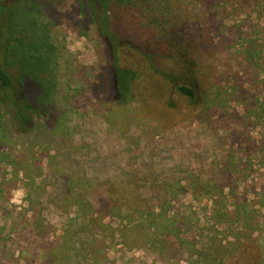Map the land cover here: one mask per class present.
I'll list each match as a JSON object with an SVG mask.
<instances>
[{
  "label": "rangeland",
  "instance_id": "rangeland-1",
  "mask_svg": "<svg viewBox=\"0 0 264 264\" xmlns=\"http://www.w3.org/2000/svg\"><path fill=\"white\" fill-rule=\"evenodd\" d=\"M45 1L57 100L35 141L0 138V264H264V0H170L173 43L153 12L136 19L169 77L195 75L194 105L127 48L141 81L117 104L82 2Z\"/></svg>",
  "mask_w": 264,
  "mask_h": 264
},
{
  "label": "trees",
  "instance_id": "trees-1",
  "mask_svg": "<svg viewBox=\"0 0 264 264\" xmlns=\"http://www.w3.org/2000/svg\"><path fill=\"white\" fill-rule=\"evenodd\" d=\"M80 1L84 7L83 17L94 26L100 42L107 45L111 76L105 78L104 89L111 93V98L116 100L117 104L124 103L130 95H134L133 88L141 81L142 72L119 65L118 52L125 48L134 51L144 60L147 67L143 72L144 75L151 76L152 73L154 77L167 80L171 84L173 93L179 98L186 99L189 104L194 105L201 101L200 84L194 74L188 75L183 71L182 76L169 77L170 74L157 64L159 61L156 57L160 56L157 50L150 47L145 40L141 44L136 41L139 37L137 32L133 31V26L137 22L136 19L143 18L146 10L156 15L150 23L161 27L166 42L173 43L181 35L183 37L182 30L166 17L173 12L170 0ZM46 6H51V3L45 0H0V138L2 139L35 141L33 138L48 129L53 119L52 113L57 100L54 69L57 65L58 49L52 39L50 26L43 16ZM169 25L171 27H168ZM182 43L185 42L182 40ZM185 45V48L191 47L189 44L185 43ZM190 58L191 60L188 61L182 56V62L191 66L195 61L193 53L190 54ZM93 84L91 87L96 89L99 85L102 86V83L97 84L98 86ZM30 85L32 87H29ZM168 102L170 106H176L172 96L169 97ZM209 104L212 107L213 102L209 101ZM57 128L56 125L55 130ZM81 168H84V165ZM75 178L77 179L71 180V187L82 184L80 178ZM68 193L70 194L71 190ZM76 201L80 207L90 204L86 197L78 194ZM115 209L118 210L117 214L121 218L128 216L120 215L122 205H116ZM145 213L138 210L140 217ZM156 214L153 212V218L148 217L147 225L153 226L154 222L157 223ZM124 236L126 237V234Z\"/></svg>",
  "mask_w": 264,
  "mask_h": 264
}]
</instances>
